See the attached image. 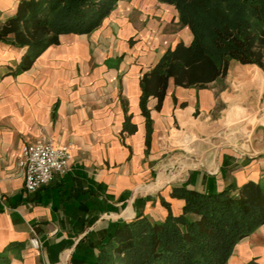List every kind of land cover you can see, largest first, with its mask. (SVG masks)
<instances>
[{"label":"crops","instance_id":"0c3cea01","mask_svg":"<svg viewBox=\"0 0 264 264\" xmlns=\"http://www.w3.org/2000/svg\"><path fill=\"white\" fill-rule=\"evenodd\" d=\"M19 2L0 0V23ZM192 40L175 5L119 0L100 26L62 34L27 69L18 70L27 48L0 41V264H96L118 226L141 213L164 219L162 198L180 213L174 186L214 193L264 179V151L208 147L209 129L225 117L257 116V64L232 61L206 86L170 79L162 100H144V74ZM40 138L70 144L73 158L64 175L29 192L19 159ZM254 257L264 264V224L236 245L229 264Z\"/></svg>","mask_w":264,"mask_h":264},{"label":"trees","instance_id":"16d2710c","mask_svg":"<svg viewBox=\"0 0 264 264\" xmlns=\"http://www.w3.org/2000/svg\"><path fill=\"white\" fill-rule=\"evenodd\" d=\"M119 0H20L0 23V41L26 47L18 70L29 68L67 33H89ZM175 5L193 34L180 41L144 74V100L166 93L170 79L181 86H206L225 76L232 61L264 70V0H160ZM184 199L180 213L170 202L164 219L141 213L118 226L96 264H229L236 245L264 224V179L206 193L174 186ZM245 264H261L252 258Z\"/></svg>","mask_w":264,"mask_h":264},{"label":"built area","instance_id":"2783aa9c","mask_svg":"<svg viewBox=\"0 0 264 264\" xmlns=\"http://www.w3.org/2000/svg\"><path fill=\"white\" fill-rule=\"evenodd\" d=\"M72 158V148L68 143L56 144L50 138L26 143L19 159L26 189L29 192L37 191L49 184L56 175H64ZM30 244L36 250L41 248L38 237H32Z\"/></svg>","mask_w":264,"mask_h":264},{"label":"rangeland","instance_id":"374dc122","mask_svg":"<svg viewBox=\"0 0 264 264\" xmlns=\"http://www.w3.org/2000/svg\"><path fill=\"white\" fill-rule=\"evenodd\" d=\"M259 93L257 116H249L245 111H240L225 117L224 124L219 123L217 128L209 129V151L230 147L246 154L264 151V91Z\"/></svg>","mask_w":264,"mask_h":264}]
</instances>
